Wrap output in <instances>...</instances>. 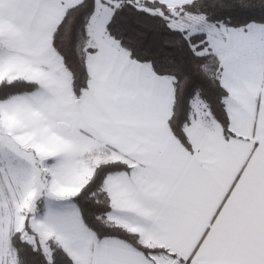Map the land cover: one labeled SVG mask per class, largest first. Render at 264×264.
I'll use <instances>...</instances> for the list:
<instances>
[{"label":"snow or ice","instance_id":"1","mask_svg":"<svg viewBox=\"0 0 264 264\" xmlns=\"http://www.w3.org/2000/svg\"><path fill=\"white\" fill-rule=\"evenodd\" d=\"M0 264H264V0H0Z\"/></svg>","mask_w":264,"mask_h":264}]
</instances>
